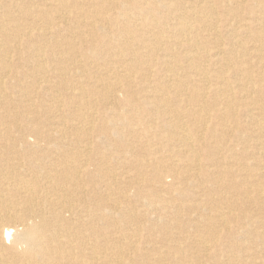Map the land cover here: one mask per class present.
Masks as SVG:
<instances>
[{
  "label": "bare ground",
  "instance_id": "6f19581e",
  "mask_svg": "<svg viewBox=\"0 0 264 264\" xmlns=\"http://www.w3.org/2000/svg\"><path fill=\"white\" fill-rule=\"evenodd\" d=\"M255 239L264 0H0V264H258Z\"/></svg>",
  "mask_w": 264,
  "mask_h": 264
},
{
  "label": "rangeland",
  "instance_id": "374dc122",
  "mask_svg": "<svg viewBox=\"0 0 264 264\" xmlns=\"http://www.w3.org/2000/svg\"><path fill=\"white\" fill-rule=\"evenodd\" d=\"M115 139H116V137H114ZM29 140H30V142H32L33 141V139L32 138H29ZM105 147L106 146H104V145H102L100 148V152H101V154L100 155H104L105 154V152L106 151H108L107 149H105ZM113 149V151L114 152H116V151H118V153H119V155L121 156V157H127V156H125V154L123 153L124 152V150H118L117 149V147H113L112 148ZM119 156V157H120ZM104 157V156H103ZM131 159V158H130ZM110 161V162H109ZM126 162H128L129 161V159L128 160H125ZM123 162V161H122ZM119 163V164H118ZM121 162L119 161H114L113 159L111 160V159H109V160H106V166L107 167H109L110 169H112V171L114 172V173H117L118 175H120L121 177L120 178H122V179H124V181L125 182H130L131 181V177L133 178V180H134V177H133V173H132V171H129V170H127L128 172H129V174H122V173H124L125 172V169H123V164H120ZM113 167H114V169H113ZM116 170V171H115ZM123 176V177H122ZM129 177H130V179H129ZM137 180H140V178L139 179H137ZM145 183V182H144ZM101 186V189H106L105 188V184L103 183V184H101L100 185ZM129 190H128V198H129V203L131 204V206L133 207V209L134 210H138V211H140V210H143V209H146V208H149V209H152L153 211V216L155 217V216H159L162 212H159V211H156L155 209H157V207L154 205V204H152V203H150V204H148L147 202H145V203H143L144 204V206H141V204L140 203H138L137 202V196H136V192H135V190H134V186H131L130 188H128ZM135 205V206H134ZM256 212V211H255ZM165 214L167 215V218L168 217H172V216H174V214H175V212H171V210H170V212H165ZM183 222V221H182ZM183 225V224H182ZM232 226H236V224L235 223H233L232 224ZM233 227V228H234ZM131 228L132 229H134L135 228V226H131ZM204 228H206L205 226H204ZM253 231V230H252ZM252 231H249V230H242V229H240L239 230V235L241 234V236H245V234L247 233V236H245L246 237V241L244 242V245H248L249 243H250V241H251V236H250V233H248V232H252ZM256 231H259V232H262L263 231V229L261 228V227H258L257 228V230ZM254 232V231H253ZM143 233V240H142V243L140 244V248H146V247H148V244L147 243H144V241H145V239H144V237L145 236H147V233L146 232H142ZM245 233V234H244ZM184 235H186V234H190V232L188 233V232H185V233H183ZM191 234H193L192 232H191ZM239 235H237V236H239ZM155 238L156 239H159V241H161V244L160 243H158L157 244V248L159 249V250H164L165 249V247L163 246L162 247V245H163V240H161V237H160V235H155ZM254 240V239H253ZM248 241V242H247ZM255 241H256V239H255ZM257 243L255 244V245H253L249 250H248V253H249V255L252 257V258H258L256 261L258 262V264H264V258H262V259H259L260 257H262L263 255V253H262V251L264 250V246L261 244V241L260 240H257L256 241ZM165 243V242H164ZM161 246V247H160ZM209 246L210 247H212V246H214V244H209ZM220 246V247H219ZM217 247V246H216ZM218 250H216L217 252H220V250H221V254H226V255H230L231 254V252H228V254L226 253V251H224L223 249V247H222V244L220 243V245H218ZM216 248V249H217ZM148 249H149V247H148ZM229 251V250H228ZM234 253V252H233ZM256 253V254H255ZM258 253V254H257ZM253 255V256H252Z\"/></svg>",
  "mask_w": 264,
  "mask_h": 264
}]
</instances>
